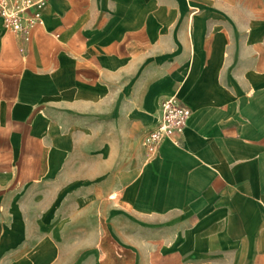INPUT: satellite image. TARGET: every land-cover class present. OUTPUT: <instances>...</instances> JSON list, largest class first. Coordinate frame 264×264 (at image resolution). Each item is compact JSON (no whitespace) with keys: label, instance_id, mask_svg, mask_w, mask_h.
I'll return each instance as SVG.
<instances>
[{"label":"crops","instance_id":"0c3cea01","mask_svg":"<svg viewBox=\"0 0 264 264\" xmlns=\"http://www.w3.org/2000/svg\"><path fill=\"white\" fill-rule=\"evenodd\" d=\"M0 18V264H264V0H47ZM175 96L181 143L142 140Z\"/></svg>","mask_w":264,"mask_h":264},{"label":"built area","instance_id":"2783aa9c","mask_svg":"<svg viewBox=\"0 0 264 264\" xmlns=\"http://www.w3.org/2000/svg\"><path fill=\"white\" fill-rule=\"evenodd\" d=\"M46 3L47 0H0V18L3 27L17 35L21 52L29 40V29L33 24L41 22L40 11ZM160 108V117L142 140L146 159L155 156L164 139H169L175 144L181 143L182 131L191 113L190 108L175 96L163 99Z\"/></svg>","mask_w":264,"mask_h":264}]
</instances>
